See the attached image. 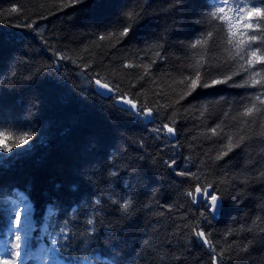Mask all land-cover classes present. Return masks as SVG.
I'll return each instance as SVG.
<instances>
[{
    "label": "trees",
    "instance_id": "1",
    "mask_svg": "<svg viewBox=\"0 0 264 264\" xmlns=\"http://www.w3.org/2000/svg\"><path fill=\"white\" fill-rule=\"evenodd\" d=\"M206 2L180 0L182 7L169 9L171 0H147L151 23L138 28L135 39L112 49L96 48L92 41L111 30L129 0H85L82 5L67 8H60L55 0H0V132L17 135L36 132L27 145L14 147L11 152L0 148V239L4 244L10 236L13 239L8 231L13 207L10 198L21 190L33 208L31 243L37 238L44 209L49 204L54 208L49 242L65 219L71 220L70 235L79 237L90 227L86 220L92 217L93 209L99 213L95 224L97 232L91 234L89 245L85 248L80 239H74L71 243L75 250L64 248L57 253L56 261L50 258L48 264H160L161 256L165 257L163 264H210L209 249L196 243L195 237L188 234L189 230L182 227L194 220L200 209L190 204V198L181 195L194 189L197 181L176 175L164 164L165 160L175 158L176 171L187 168L207 180H214L225 172L239 176L232 182L235 191L229 188L232 196H225L217 220L212 221L210 228L203 222L202 226L213 233V243L219 241L220 245L225 244L224 233L228 229H237L227 237V243L235 241L238 246L228 264H264V247L237 254L253 235L240 232V226L247 228L258 215L264 216L260 209L264 204V182L241 183L244 179L241 173L246 169V174L253 176L255 170L264 165L261 159L256 169L251 167L264 148L258 135L264 132L261 127L264 116L258 117L257 123L252 125L253 139L248 147L234 149L217 162L218 167L211 166L210 160L205 167L201 161L209 149H213L210 155L214 157L216 149L226 140L214 143L216 137L209 140L198 136L200 133L211 136L208 129L222 121L225 132H235L239 125L232 118L238 117L244 106L251 104V98L264 89L259 85L234 87L232 81L209 88L197 87L174 108L160 109L162 115L155 123H142L121 113L122 107L114 106V98L101 97L94 89V82L89 83L96 73L108 79L114 76V83L120 85L122 92L132 96L143 93L138 98L147 101L149 107L157 101L171 103L187 90L180 85L170 87L172 81L195 75V68L187 67L195 65V60L189 59L192 52L186 45L201 32L213 29L217 47L209 56L211 62L220 67L212 70L207 80L237 71L241 62L228 60L229 52L234 49L225 51L228 47L226 28L217 27L220 22H215L212 29L206 21L201 23L204 14L210 11L205 7ZM13 7L21 11L10 13ZM33 21L37 25L35 30L17 27ZM156 43L163 48L147 50L148 45ZM85 46H90L88 52L82 51ZM157 50L166 59H157L151 74L133 88L132 84L144 69L123 68V64L150 63ZM55 52H62L77 62L59 59ZM89 60L93 61V66L83 70V64ZM254 70L260 72L256 79L264 78V65L257 64ZM248 75L240 72L233 81L238 84ZM158 90L167 95H155ZM205 105L208 110L201 117ZM173 112L178 114L176 127L180 147L176 149L172 147L176 140L168 139L163 132L157 139L150 131L169 123L167 117ZM225 112L229 116L225 117ZM141 138L143 148L139 143ZM190 144L195 147H189ZM109 171L116 175L110 176ZM121 197L133 201L129 213L123 215L119 205L112 203L113 200L123 203ZM166 205L174 207L169 211ZM161 212L163 216L159 215ZM101 219L104 227L100 226ZM256 227H264V222H258ZM145 240L150 241V246H144ZM216 250L219 252L220 247Z\"/></svg>",
    "mask_w": 264,
    "mask_h": 264
},
{
    "label": "snow or ice",
    "instance_id": "2",
    "mask_svg": "<svg viewBox=\"0 0 264 264\" xmlns=\"http://www.w3.org/2000/svg\"><path fill=\"white\" fill-rule=\"evenodd\" d=\"M55 3L59 5L60 8H67L74 5H82L85 0H55ZM180 0H171L169 4V9L182 7ZM150 5L147 0L142 3L141 0H129V3L125 5L124 10L121 11L120 15L117 17L116 21L111 25V30L106 31L99 35L98 40L92 41V45L96 48L102 46L115 49L117 45L124 42L130 41L136 38L137 29L144 28L147 24L151 23L152 14L147 11ZM205 7H208L210 11L204 14V18L201 23L204 24L205 21L207 26L212 29L215 22H220L217 27L226 28V43L228 51L229 48L234 49V52H229L228 60L231 62H241L238 65V70L231 72L228 75H222L217 78H212L207 80V77L211 76L212 70L218 69L219 64H213L211 62L212 57L209 56L211 52H214L217 45L214 40L215 29L208 30L206 32H201L200 35L194 40L186 45V47L192 52V56L189 59L195 60V65L188 64L189 69L195 68V75L193 76H183L179 80H173V85H180L186 88L183 90L179 98L171 101V103L160 104L157 101L151 107L148 106L147 101H141L138 97L143 93H136L135 96L129 95L121 91L120 85L114 83V76L112 79H108L107 76H100L96 73L89 80V83L95 84V90L98 95L107 99H115L116 105H123L120 109L121 113H127L128 116L134 120L141 121L142 123H155L156 118L162 113L160 109H171L175 105H178L180 101L184 100L186 97L192 94L197 87L209 88L214 85L228 84L232 81L234 87H254L261 86L264 89V78L256 79L260 75V72L255 71L254 68L257 64L264 65V0H207ZM21 9L13 7L10 13H19ZM43 18V17H41ZM26 27L35 30L36 21L32 23L25 22L23 25H17V27ZM43 38V37H42ZM159 39V38H158ZM100 42H107L106 45H102ZM183 45V42H181ZM90 46H85L82 50L83 52H88ZM153 48H163L162 44L156 43L148 45L147 50H152ZM201 50L203 54H201ZM59 59L69 60L72 57L62 53H54ZM155 59H152L150 63L138 64L134 62H125L123 68H140L144 69L143 74L140 75L136 82L132 84V87H136V83L144 79V76L150 75V70L154 64H156L157 59L164 61L166 57L162 55L161 51L157 50L154 53ZM208 56V59L205 57ZM198 57V58H197ZM137 59H140L137 57ZM73 63L77 60L72 59ZM93 66V61L89 60L87 63L83 64V70H88ZM115 73V69L113 70ZM240 72L249 73L246 79H243L240 83H235L233 77L238 75ZM28 79V78H25ZM190 81V83H189ZM156 83V81H153ZM173 91L175 88L173 87ZM155 95L162 96L167 95L163 91L158 90ZM264 90L257 92L254 97L251 98V104L246 105L243 111L238 113V117H233L234 121H237L238 127L235 132H225L224 123L217 124L216 127L208 129L211 136H207L206 133H200L198 136H203L206 139L211 140L212 137H216L214 143H219L221 140H226V143H222L219 149H216V155L212 157L210 152L213 149H209V152L204 153L205 159L201 161V165L208 167L206 161H211V166L218 167V161H222L224 157L228 156L229 153L233 152L234 149L244 150L248 147V142L253 139V129L252 125L257 123V118L264 116ZM259 105V106H258ZM208 106H203V111L200 112V116L203 117L205 112H207ZM185 111H187L185 109ZM177 112H173L171 116L167 117L169 123H164L163 125L157 126L150 131L155 133V138L159 139L160 134L165 133L166 137L170 140H176L177 143L173 144L174 149L179 148V132L176 127L177 125ZM225 117L229 116L228 112L224 113ZM143 118V120H141ZM251 121V123L249 122ZM171 124L172 126H169ZM261 127L264 128V122H261ZM243 132V134H241ZM261 139L260 143H264V132L258 134ZM36 136L35 131L22 132L20 134H14L11 132H0V148L4 152H11L14 147L27 145L32 141L33 137ZM198 137H193L196 140ZM140 147H144L143 138L139 141ZM189 147H195L194 145H189ZM261 157L252 163L251 167L256 169V164L260 163L261 159H264V148H261ZM179 155V153H178ZM164 164L175 171L176 175L181 177H191L197 181L194 189L186 190L181 195L186 198H190L191 205L199 206V215L194 219L190 220L189 223H184L182 225L183 229L189 230L188 234L195 237L196 243L201 244V246L209 249L210 254V264H228L233 259V253L237 250V245L235 241L229 244L227 243V237L232 236L237 229H228L224 233L225 244L220 245L219 241L213 243L211 240L212 232L206 231L203 224L207 227H211V223L216 219L217 215L222 212L224 207L225 196H232V191H235V185L232 183L234 180L239 179L237 174L229 175L225 172L223 176L217 177L214 180H207L198 176L197 173L191 172L190 169H185L181 171H176L177 160L175 158H170L165 160ZM245 173H241L244 179L241 181L242 184H247L253 180L264 182V165L259 169L255 170L253 176H249ZM110 176H115L116 172L109 171ZM229 188L232 191H229ZM19 203L23 205L22 208L18 207L16 201H13V207L9 213V233L13 231L17 233L23 232V235H15L14 240L9 237V241L5 243L4 258L0 259V264H24V258L28 254V249L31 247L29 242V233L33 228L32 214L33 208L28 202V200L23 196L19 195ZM112 199L111 195L108 197ZM123 203L120 200H113L114 205H119V210L121 214L129 213V210L133 206V201L131 198L121 197ZM240 200V194L236 196V201ZM171 211L174 205H166ZM184 207V205H180ZM260 209L264 212V204L260 205ZM75 212L76 210L73 209ZM102 211V210H101ZM163 216V212L159 213ZM54 216V208L51 204L47 207V215L45 217V222ZM99 213L93 209L92 217L86 220V225L90 226L85 232H81L79 237L70 235L69 233V223L70 219H65L62 225H59L60 231L55 237L50 239L51 248H41L40 252L43 255L39 256V259H43V256L49 255L51 253V260L56 261L57 253L63 251L64 248H71L75 250L74 245L71 243L74 239H80L84 244L85 248L91 242L92 233L97 232L96 217ZM14 219L15 228L13 229L11 224ZM183 219V217L181 218ZM258 222H264V216L258 215L255 220H253L252 225L245 228L244 225L240 226V232L252 233V239L244 243L242 247L239 248L238 255L243 253L247 254L249 250L253 247H264V227H259L257 229ZM100 226L104 227L103 220H100ZM180 226H178L179 228ZM43 232L51 236L48 233L47 227L43 229ZM10 243V247L8 246ZM144 246H150V241L145 240ZM220 247L219 252H217V247ZM175 260H180L179 257H174ZM165 260L164 256L159 257L160 264H163Z\"/></svg>",
    "mask_w": 264,
    "mask_h": 264
},
{
    "label": "rangeland",
    "instance_id": "3",
    "mask_svg": "<svg viewBox=\"0 0 264 264\" xmlns=\"http://www.w3.org/2000/svg\"><path fill=\"white\" fill-rule=\"evenodd\" d=\"M0 143H1V141H0ZM17 204H18V207H20V208L23 207V205L20 204L19 202H17ZM14 228H15V224H14ZM17 234L23 235V232H21V233H17V232L14 231V236L17 235ZM41 248H44V245H40V246L35 250V254L39 253ZM4 252H5V250H4L3 248H0V255H1V256H0V259H3V258H4ZM40 253H41V252H40ZM35 254L33 255V257L35 256ZM24 259H25V258H24ZM36 260H37V261H36ZM36 260H35L34 264H40L41 261L38 260L37 258H36ZM24 261H25V260H24Z\"/></svg>",
    "mask_w": 264,
    "mask_h": 264
},
{
    "label": "water",
    "instance_id": "4",
    "mask_svg": "<svg viewBox=\"0 0 264 264\" xmlns=\"http://www.w3.org/2000/svg\"><path fill=\"white\" fill-rule=\"evenodd\" d=\"M94 89H95V84H94ZM96 91V90H95ZM116 102V101H115ZM120 107H125V106H123V105H119ZM219 215V214H218ZM218 215H217V217H216V219L215 220H217V218H218ZM215 220H213V221H215Z\"/></svg>",
    "mask_w": 264,
    "mask_h": 264
}]
</instances>
